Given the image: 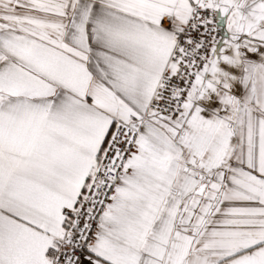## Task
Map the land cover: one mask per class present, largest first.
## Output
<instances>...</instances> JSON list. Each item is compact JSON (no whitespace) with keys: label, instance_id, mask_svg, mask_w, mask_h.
Segmentation results:
<instances>
[{"label":"snow or ice","instance_id":"6c2138e0","mask_svg":"<svg viewBox=\"0 0 264 264\" xmlns=\"http://www.w3.org/2000/svg\"><path fill=\"white\" fill-rule=\"evenodd\" d=\"M0 264H264V0H0Z\"/></svg>","mask_w":264,"mask_h":264}]
</instances>
